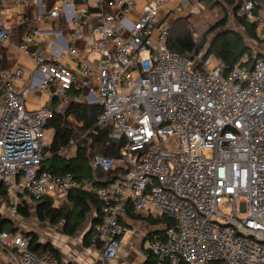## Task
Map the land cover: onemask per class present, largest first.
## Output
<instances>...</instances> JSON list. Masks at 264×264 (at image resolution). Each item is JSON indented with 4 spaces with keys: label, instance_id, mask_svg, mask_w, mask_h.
<instances>
[{
    "label": "built area",
    "instance_id": "2783aa9c",
    "mask_svg": "<svg viewBox=\"0 0 264 264\" xmlns=\"http://www.w3.org/2000/svg\"><path fill=\"white\" fill-rule=\"evenodd\" d=\"M88 1L77 8L76 0H58L35 15L42 21L63 11L72 26L66 45L54 47L50 59L31 49L46 31L36 27L23 38L20 49L35 54L39 79L18 91L23 69L0 71L5 97L0 103V184L13 194L21 187L37 200L64 199L77 189L94 194L101 215L93 245L104 260L118 258L128 232L123 217L132 207L162 224L144 242L149 264H264V59L237 64L225 75L213 55L199 69L197 59L171 51L170 26L190 0H179L167 15L162 10L169 0ZM12 2L45 5V0ZM254 8L248 0L239 14L260 21ZM91 18L92 41L85 52L79 42ZM10 34L0 16V44ZM194 37L202 39L199 32ZM61 55L77 62L80 76L58 62ZM74 89H84L87 102L99 105L97 125L110 130L108 144L121 143L119 158L94 150L91 164L97 176L86 183L71 173L42 168L54 108L27 105L28 94L46 92L50 102L60 98L68 104L77 98L70 94ZM77 145L71 139L59 153L67 155ZM113 170H119L115 180L106 183ZM0 202L1 221L2 195ZM17 210L10 207L12 214ZM29 243L21 233L0 230V248L17 264H60L50 253L38 256Z\"/></svg>",
    "mask_w": 264,
    "mask_h": 264
},
{
    "label": "trees",
    "instance_id": "16d2710c",
    "mask_svg": "<svg viewBox=\"0 0 264 264\" xmlns=\"http://www.w3.org/2000/svg\"><path fill=\"white\" fill-rule=\"evenodd\" d=\"M248 0H207V4L212 3L226 4L232 7V13L237 18V21L244 29V33L229 27V15L225 14L218 19L214 24H211L202 39L196 42L194 31L191 28L190 20L194 16L178 17L170 26L167 46L171 51H174L182 56L191 59H197L196 68L202 67V60L207 50L209 55H213L222 64V70L227 75L237 64L250 65L255 58H263V54L254 51L250 41H263L258 35V20L249 19L247 16L239 15L244 2ZM255 3L253 14L259 16L264 0H252ZM214 5V4H213ZM196 33V32H195ZM208 36H211L208 38ZM206 57V58H207ZM71 95H78L79 91L72 90ZM60 98H55L52 103L54 108V116L49 120L46 128L55 130L53 141L50 146L45 148V159L42 162V168L50 170L57 174H73L81 183L84 180H92L95 176V170L91 167V157L94 150L97 153L119 158V146L121 143L112 141L108 144L109 129L100 127L96 124V118L99 113V105L82 104L73 101L69 107L60 112L58 107ZM74 115L77 121L83 123V129L73 126L68 117ZM88 132L87 136L82 137V134ZM71 139L78 140V151L75 155L65 157L59 152L66 148ZM90 139L92 140L90 142ZM119 170H113L106 183L115 180ZM0 194L4 199H9L8 191L4 186H0ZM4 200V201H5ZM35 209L36 216L40 221H49L51 224L65 225L67 234L75 235L80 227L87 223L88 217L93 212L99 211L100 202L97 197L83 189L73 190L68 195V204L55 206L54 200L46 196L37 200ZM18 214L23 217H30L31 212L24 204H18ZM95 218V217H94ZM97 221V218H95ZM149 220L154 221L149 218ZM96 223L92 226L95 228ZM0 230H5L3 221H0ZM9 231V230H7ZM16 233V232H15ZM30 235V236H29ZM26 234L30 238V249L38 256H43L46 253L54 255L60 259L58 250L50 243L42 244L38 242L35 234ZM95 231L87 233L84 237V246L93 245ZM224 264L216 262L214 264Z\"/></svg>",
    "mask_w": 264,
    "mask_h": 264
},
{
    "label": "crops",
    "instance_id": "0c3cea01",
    "mask_svg": "<svg viewBox=\"0 0 264 264\" xmlns=\"http://www.w3.org/2000/svg\"><path fill=\"white\" fill-rule=\"evenodd\" d=\"M179 0H169L166 4L165 8L162 10L163 15H167L170 11H173V8L178 4ZM59 4L58 0H45V5L41 7L39 4L30 2L25 4H14L12 0H3V8L0 12V16L3 22L11 27V34L7 41L2 42L0 44V71L2 70H11L15 68H21L24 71L22 78L18 81L16 85V89L18 91H23L26 89L33 80L39 79L40 74L38 72V64L35 58V54H41L47 59H50L52 56V51L54 47H58L63 49L69 39L70 32L72 30L71 23L64 14L63 11L55 18L46 17L42 21H38L35 19V15L43 9L48 11L49 9L57 6ZM89 4L88 0H76L75 6L77 8L84 7ZM203 4L207 5V0H190L189 3L185 7V11L178 17H188L195 16L202 12ZM262 8L259 12V16L261 20L258 25V35L264 39V3H262ZM143 2H138L136 8L131 13V17L133 19L137 18L138 13H136ZM226 5V4H225ZM227 6V5H226ZM212 7V6H210ZM93 9V8H91ZM240 15V14H239ZM27 17L28 21L26 23H18V18ZM89 25L84 28V35L79 42L81 49L85 52L90 50V45L92 41L91 35V27L93 26L94 19L91 18ZM209 26V24H208ZM207 26V27H208ZM41 28L42 30L47 32V35L40 36L37 38L36 43L32 45L31 49L33 54H25L20 49V43L23 38L34 28ZM205 28V26H202ZM45 39H51L54 46L47 45ZM258 42V41H254ZM263 42V41H262ZM258 50L256 52L262 53L264 58V43L256 44ZM58 62L62 65H65L77 75L80 76V70L77 62L68 59L65 55H61L58 59ZM253 63V61H252ZM251 63V64H252ZM250 64V65H251ZM55 87H52V90ZM78 91V90H77ZM76 99H72L68 104H64L61 102L58 107L60 112L66 110L69 105L73 101L80 102L82 104H93L87 102L85 98V90H79ZM5 97L3 95L2 86H0V103L4 104ZM52 102L49 100V92L40 93L38 96H35L33 93L27 95V105L30 109L38 108L42 105H51ZM97 105V104H94ZM100 113V110H99ZM98 113V115H99ZM98 115L96 118V124L98 120ZM70 123L76 128L83 129V123L77 121L74 115H69L68 117ZM75 119V120H74ZM48 130V135L51 137L49 140L50 145L53 141V137L55 134V130L51 128H46ZM77 140V139H75ZM78 141V140H77ZM78 151V145L75 150H71L65 157L73 156ZM63 156V155H62ZM93 168L92 164H90ZM94 170V168H93ZM97 176V175H96ZM95 176V177H96ZM94 177V178H95ZM94 178L92 180H94ZM90 180H84L83 183H86ZM102 183V182H101ZM0 186H4L8 191L9 199H14L12 205L6 206L4 201V205L2 206V221L5 230H9L10 232L21 233L25 235L24 230L16 231L14 228L16 226H12L10 223V219L18 214V210L15 214L10 212V207L16 206L18 209V204H24L28 207L30 211L29 203L26 200V196L23 193H27L29 197L32 198V202L35 204V209L37 206V199L33 198L26 190L21 187H18L13 194L5 185L0 184ZM1 195V194H0ZM23 195V196H22ZM3 196V195H2ZM4 197V196H3ZM54 200L55 206H60L62 204H68V197L64 199L52 198ZM31 212V211H30ZM19 215V214H18ZM101 215V206L99 211H95L88 217V221L86 224L82 225L78 232L71 236L66 233L65 225L62 227H58V225L51 224L49 221H40V222H49V226L47 228L46 233L43 236L42 244L50 243L53 247H55L59 254L60 259L58 261L60 264H149L152 260L151 255L144 249V242L147 239L148 235L151 232H157L162 229L161 222L151 221L149 219L144 218L140 214H138L132 207L128 208L126 215L123 217V223L128 228V232L123 235L121 238V246H120V254L118 258L114 260H104L101 258V249L94 245L89 247L84 246V237L87 233H90L94 230L92 226L94 223H97ZM20 217L27 219L29 217ZM97 218V221H95ZM38 219V218H37ZM9 220L6 228L5 222ZM132 230H136L135 233H132ZM41 239V238H40ZM17 264V262L4 250L0 248V264ZM218 264V263H217Z\"/></svg>",
    "mask_w": 264,
    "mask_h": 264
},
{
    "label": "rangeland",
    "instance_id": "374dc122",
    "mask_svg": "<svg viewBox=\"0 0 264 264\" xmlns=\"http://www.w3.org/2000/svg\"><path fill=\"white\" fill-rule=\"evenodd\" d=\"M210 6H212V7H210ZM225 14H228L230 17L229 18V27L244 33V29L241 27V25L237 21V18L235 17V15L232 13V7L228 6V5L226 6L225 4H221V3H218V4L212 3V5L209 4L208 6L203 4L202 12L198 15H195L192 18V20H190V24H192L191 28L194 31V33L199 32L201 36L202 35L204 36V34L207 31V29L209 28V26L211 24H214L218 19L222 18ZM208 24H209V26H208ZM203 25L205 26V28L202 27ZM210 37L211 36H208V38H210ZM258 43H264V42H262V41L254 42L252 40L250 41V44L252 45L254 51L258 50V47L256 45ZM48 134H49L48 130H45L46 144H47V146H50L49 140L51 139V137H49ZM23 194H24V196H26V200L29 203L31 215L29 218L24 219L17 214L16 216H14L13 218L10 219V223L12 224V226H16L14 228L16 231H21L23 229L25 235L26 234H28V235L29 234H35L38 241L40 242L41 240H43V236L46 233L47 228H48L50 223L49 222H40L37 219L36 212H35V204H34V202H32V198L29 197L27 193H23ZM13 202H15L14 199H7L5 201L6 206L12 205ZM0 207H1V202H0ZM239 208H240L241 213L244 214L246 212V203L245 202L241 203ZM8 222H9V220H7L5 222L6 228H7ZM62 226H63L62 224L58 225V227H62Z\"/></svg>",
    "mask_w": 264,
    "mask_h": 264
},
{
    "label": "water",
    "instance_id": "95a60500",
    "mask_svg": "<svg viewBox=\"0 0 264 264\" xmlns=\"http://www.w3.org/2000/svg\"><path fill=\"white\" fill-rule=\"evenodd\" d=\"M208 51H209V50H207V51L205 52V54H204V56H203V59H205V58L207 57Z\"/></svg>",
    "mask_w": 264,
    "mask_h": 264
}]
</instances>
